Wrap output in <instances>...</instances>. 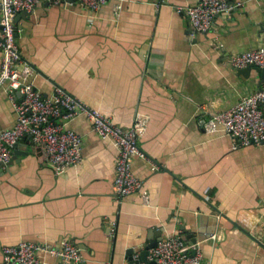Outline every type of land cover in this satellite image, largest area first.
I'll list each match as a JSON object with an SVG mask.
<instances>
[{"label":"crops","instance_id":"0c3cea01","mask_svg":"<svg viewBox=\"0 0 264 264\" xmlns=\"http://www.w3.org/2000/svg\"><path fill=\"white\" fill-rule=\"evenodd\" d=\"M229 1L241 5L195 37L178 8L198 0H108L97 11L40 0L16 15L25 80L43 96L59 87L122 127L147 121L137 139L146 157L132 166L150 201L140 191L116 199V144L84 114L66 125L81 135L83 159L58 176L44 145L25 136L14 148L21 154L0 165V264L3 246L65 239L80 247L82 263L129 264L126 251L147 245L152 229L163 237L181 224L201 241L205 262L264 264V145L233 148L229 136L197 123L264 86L257 70L244 75L228 63L264 46V1ZM16 118L1 87L0 131ZM210 234L216 239L204 240Z\"/></svg>","mask_w":264,"mask_h":264},{"label":"built area","instance_id":"2783aa9c","mask_svg":"<svg viewBox=\"0 0 264 264\" xmlns=\"http://www.w3.org/2000/svg\"><path fill=\"white\" fill-rule=\"evenodd\" d=\"M55 4L66 0H51ZM108 0H77L79 5L99 10ZM264 1V0H263ZM40 0H1L0 5V88L5 87L16 111V122L8 129L0 131V164H8L13 149L25 136L46 150L45 160L58 176L68 167L78 165L82 159V137L71 128L68 122L84 114L92 130L103 139H112L117 147L115 157V176L112 192L120 201L123 197L141 192L145 204L150 198L144 189L143 180L133 170L135 156L146 157L137 144L146 120L135 118L130 127L116 124L110 117L87 106L77 97L57 87L51 96H43L32 82L25 80L24 66L16 42L18 28L16 15L31 12ZM241 3L229 0H198L196 4L179 7L191 25V36L205 33L211 28L213 18L221 13H229ZM216 47L222 48V44ZM23 63L22 68L19 67ZM228 63L242 69L247 66L264 68V46L231 55ZM198 125L208 133L221 132L233 141V148L241 146L264 145V86L257 91L241 97L233 107L217 112L209 117L198 115ZM116 222H112L111 231ZM216 239L210 234L204 240ZM186 240L178 233L166 234L155 247L148 249L146 261L139 264H210L203 260L201 241L196 240L185 248ZM3 264H43L41 254L50 255L62 262L77 264L83 262L80 247L71 240L59 244L21 241L15 245L2 247ZM104 264H111L109 261Z\"/></svg>","mask_w":264,"mask_h":264},{"label":"water","instance_id":"95a60500","mask_svg":"<svg viewBox=\"0 0 264 264\" xmlns=\"http://www.w3.org/2000/svg\"><path fill=\"white\" fill-rule=\"evenodd\" d=\"M69 2H76L77 0H66ZM0 9H1V5H0ZM29 12L23 11L21 12L19 15H17V19L19 18V16H24V15H28ZM16 20V18H15ZM0 29H1V25H0ZM255 69L257 70L258 73L261 74L260 80L261 82H264V68H260L257 66H247L245 68L239 69V73L247 75L250 70ZM16 148L19 147V144L17 143L15 145ZM21 154V151H17V149H13V153H12V157H11V161L15 160L17 158V156ZM26 154V153H24ZM9 162V163H10ZM1 166L4 165L3 163L0 164ZM178 228L180 229V233L182 235V238L186 240L185 242V248L187 245L193 243L196 241V237L193 236L192 233H188V230L184 228V224H181L178 226ZM162 238V231L159 229H152V231L150 232V235H148V239L150 240L149 243L147 245H145L142 249L136 250L134 248H129L126 251V255L129 261V264H139L141 261H146L147 258L146 256L148 255V249L151 247H155L158 243L159 240H161ZM258 243L260 245H262V243L260 241H258ZM264 247V245H262ZM58 264H65L64 262L60 261L58 262ZM66 264H72V263H66ZM77 264H85V263H77Z\"/></svg>","mask_w":264,"mask_h":264}]
</instances>
